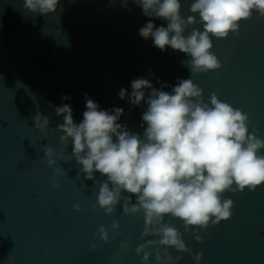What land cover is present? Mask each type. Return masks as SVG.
Instances as JSON below:
<instances>
[{"label":"water","instance_id":"obj_1","mask_svg":"<svg viewBox=\"0 0 264 264\" xmlns=\"http://www.w3.org/2000/svg\"><path fill=\"white\" fill-rule=\"evenodd\" d=\"M192 2L181 0V14L199 18L189 11ZM23 3L0 0V264H197L201 252L199 264H264V184L223 193L233 200L232 215L207 228L185 231L183 220L170 214L149 222L143 210L125 214L123 200L106 214L97 203L105 177L97 172L96 183L86 180L71 155V140L62 143L56 128L64 122L56 108L64 104L76 123L82 121L87 94L100 109L123 108L118 123L142 135L148 105L121 99V88L130 95L131 82L146 78L156 88L166 82L162 90L171 92L178 79L191 76L205 101L215 93L241 109L249 132L264 139V16L254 11L239 22L238 34L211 37L210 51L221 67L191 75L185 53L170 46L161 51L139 35L150 19L156 27L168 21L145 16L136 0H59L47 15L29 13ZM38 113L49 117L47 131L34 126ZM45 145L53 148L63 175L49 166ZM164 224L181 233L190 251L160 243ZM101 225L107 241L98 234Z\"/></svg>","mask_w":264,"mask_h":264},{"label":"clouds","instance_id":"obj_2","mask_svg":"<svg viewBox=\"0 0 264 264\" xmlns=\"http://www.w3.org/2000/svg\"><path fill=\"white\" fill-rule=\"evenodd\" d=\"M136 2L145 16L168 21L167 27H156L150 19L139 29V35L151 38L161 51L170 46L185 53L190 59L183 63L191 75L221 67L210 51L211 37L238 34L239 22L251 18L254 11L264 16V0H193L189 11L198 13L199 18L183 16L181 0ZM58 4L59 0H24L23 8L32 14L47 15L55 13ZM195 25H202L203 31ZM157 82L160 83L159 79ZM166 86L165 82L156 88L150 79L136 78L131 82L130 95L124 88L118 93L133 106L142 101L148 105L142 113V121L147 125L142 135L118 123L123 108L100 109L98 102L87 94L82 121L76 123L71 106L64 104L56 108V114L63 115L64 121L56 128L62 133V143L71 140V155L82 166L79 171L85 179L96 183L97 172L105 177L99 186L97 203L106 214L113 213L123 200L125 214L143 210L149 222L163 220L170 214L183 220L185 231L190 226L207 228L210 223H219L232 215L233 200L223 197V193L243 192L246 188L255 191L264 184V154L259 151L264 149V139L255 131L249 132V117L241 109L221 101L215 93L205 101L203 90L191 76L178 79L171 92L162 90ZM145 89L150 90L147 97ZM62 99L70 97L65 95ZM32 119L36 128L47 131L49 117L38 113ZM43 151L54 174L63 175L65 170L55 167L53 148L45 145ZM53 186L59 188V182ZM73 207L80 209L79 204ZM112 228H119V221L114 220ZM159 231L161 244L190 251L174 226L164 224ZM98 234L105 241L109 239L103 225ZM143 250V245L137 248L138 253ZM202 255H195L197 264ZM148 256L145 252L143 259L146 261Z\"/></svg>","mask_w":264,"mask_h":264}]
</instances>
